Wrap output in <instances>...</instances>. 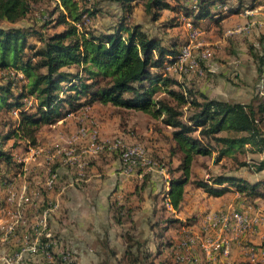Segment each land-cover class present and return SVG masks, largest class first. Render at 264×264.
<instances>
[{
  "label": "trees",
  "instance_id": "trees-1",
  "mask_svg": "<svg viewBox=\"0 0 264 264\" xmlns=\"http://www.w3.org/2000/svg\"><path fill=\"white\" fill-rule=\"evenodd\" d=\"M33 1L0 0V22L12 24L25 18ZM109 1L121 9L112 32L80 30L77 25L84 27L83 17L88 10L81 9L77 0H59L63 9L56 21L64 27L47 36L31 26L0 25V71H8L10 75L0 83V110H6L10 116L17 110L16 116H12L13 129L0 135V163L5 166L12 163L10 152L2 147L4 140L12 137L24 140L27 149L29 144L36 143V132L42 124L52 123L83 105L98 101L141 110L173 127V148L181 157L173 170L179 173L171 174L168 182L167 194L172 208H180L187 183L214 196L222 195L229 186L253 197L264 196V176L250 181L221 172L206 180L191 178L195 156L212 153L216 160L229 157L240 166H251L259 172L264 170V128L261 124L264 96L255 94L246 103L205 96L201 100L196 98L165 70V63L175 61L183 43L162 44L159 38L144 31L140 23H130L139 2L153 20L159 19L166 9L200 21L214 18L219 13L215 4L226 0ZM237 12L239 8H229L217 19ZM95 13L89 10V15ZM177 17H173L176 25L179 23ZM29 35H34L39 44L29 42ZM249 54L255 64L257 80L264 85V43L261 50L249 46ZM71 66L76 67L75 71ZM159 90L165 96H156ZM29 96L37 98L36 106L26 105L24 99ZM184 106L190 109L186 120L183 119ZM247 153H257L260 157H250L251 162L240 160L238 155ZM136 170L141 171V168ZM130 211L126 210L127 217ZM114 217L120 221L121 216ZM143 240L135 242L132 251L131 246L125 248L133 264H140L139 249ZM177 248L184 250L185 246L177 244ZM197 262H200L197 256H189L185 264Z\"/></svg>",
  "mask_w": 264,
  "mask_h": 264
},
{
  "label": "crops",
  "instance_id": "crops-1",
  "mask_svg": "<svg viewBox=\"0 0 264 264\" xmlns=\"http://www.w3.org/2000/svg\"><path fill=\"white\" fill-rule=\"evenodd\" d=\"M187 2H194V0H187ZM110 4L115 7L116 21L107 25L105 29L96 28V26L89 28L95 31L112 32L121 14V9L116 3L111 2ZM229 8H239V12L217 19L219 15L226 14ZM215 9L219 13L214 18H204L200 21L165 10L173 16L178 15L177 25L181 24L187 31V40L188 22L201 31L200 35L206 27H210L214 22L219 23L225 18L234 17L235 22L238 21L237 24H241L244 12L258 10L261 13L259 15H264V0H253L249 4H246L245 0H226L224 3H216ZM98 13H101V10L95 15L98 16ZM135 23L141 24L139 21ZM142 29L149 35L157 37L149 33L143 25ZM159 40L162 44L172 43L166 39L159 38ZM23 82H19V85ZM24 100L30 107L37 104V98L34 96H29ZM96 107L100 110L94 109ZM88 111L90 115H96L97 118L99 116L102 119L100 123L103 137L123 134L128 142H134L137 138L142 139L143 134L146 135L145 139L150 135V130L141 129L138 123L130 119L131 114L125 120H120L118 115H112L111 119L109 118L110 111L149 114L135 108L95 101L69 112L52 123L42 124L36 132V143L42 148V152L36 158L25 159L27 152L24 140H18L17 145L11 143L10 146L5 147L11 154L12 163L9 166L0 163V264H5L2 256L22 252H25L30 264H51L52 259L68 249L76 254H89V264L103 263L101 260L104 254L101 250L102 243L105 248L111 249V253L119 256V253L125 251L123 238L127 231H130L129 227L133 225L132 232H135L136 228L138 230L143 228L145 231L150 221V223L160 222L159 225L164 227V231L170 232L172 239L168 245L171 248L168 264H185L188 260V258L183 261L177 260L176 254L197 256L201 264H252L247 256L248 247L251 243H260L259 240L264 235V222L259 224L255 230L246 232L239 241L233 243L228 256L218 252L208 256L198 244H193L191 248L184 250L177 248V244L181 245L184 239L201 231L204 214L209 210L230 211L234 209L252 213V205L242 201L248 194L238 191L234 186H229L225 193L214 196L205 192L201 187L187 183L184 186L180 208H168L164 204V194L168 190L164 167L163 169L150 168L125 173L121 169L119 159L111 152L105 151L100 159L94 161L92 157L96 158L97 155L86 154L84 148L88 146V140L87 137L77 135L76 123L82 121L81 114ZM97 118L83 119V124H85L83 126L89 130L95 128L90 127V124L96 122ZM124 122L127 125H123ZM69 139L72 140L71 145L76 154L87 161L84 169L78 168L74 162L67 161L69 159L65 154L58 151L59 148L68 145ZM155 143L154 145H158V142ZM151 151L158 153L156 149H151ZM142 181L146 182L143 186ZM248 197L254 200L264 214V207L258 205L261 203L260 198L264 196L248 195ZM162 208L170 211L172 220L162 216ZM127 209L131 211L127 218L128 221H125L123 214ZM17 211L22 216L21 221H17L13 232L5 236L4 229L9 223L15 221ZM114 215L121 216L120 221H117ZM188 218L190 220H187ZM127 224L130 226L127 227ZM145 233H150L151 243L149 244L160 236H154L150 230ZM32 245L35 247L34 250H29Z\"/></svg>",
  "mask_w": 264,
  "mask_h": 264
},
{
  "label": "rangeland",
  "instance_id": "rangeland-1",
  "mask_svg": "<svg viewBox=\"0 0 264 264\" xmlns=\"http://www.w3.org/2000/svg\"><path fill=\"white\" fill-rule=\"evenodd\" d=\"M77 1L81 9L88 10L83 17L85 22H83L82 25H84V27L79 24L77 25L80 30H84L83 28H89L91 26L105 29L107 25L116 21L114 16H116L117 13H115V7L110 4L111 2L109 0ZM245 1L246 4H249L253 0ZM56 5L58 7H56ZM62 9L63 7L61 6V3H59V0H35L32 2L31 9L25 18L12 24L7 21H2L0 22V25L31 26L33 29L39 30L43 36H47L64 27V24H59L56 21L59 12ZM89 10L94 13L101 10V13H98V16L94 14L89 15ZM243 14L245 15L243 16L241 24H237L238 21L235 22L236 20L234 17L225 18L219 23H212L210 27H206L204 32L198 36L197 40L195 41V46L192 48V56L198 59L199 66L203 71L202 74L196 72H183L179 69L166 70V73L174 77L179 82L183 83L184 86L187 89H190L192 94L200 100L203 98V96H205L207 98L246 103L249 102L255 94V96H259L258 94H261L260 96H264V85L261 83V81L257 80L255 64L249 54V46L251 45L253 46L254 50L262 49V44L264 43V15H259L261 13L258 10L250 11L249 13L244 12ZM173 17L174 16L171 13L163 10L161 17L157 20H153L151 19L150 15L145 12L143 3L139 2L134 9L132 22H141V24L149 33L156 35L160 39H166L169 43L179 41L182 43L186 40L187 31L182 27L181 24L175 25L176 20ZM253 19L254 22H252ZM246 23H248V25L250 24V26L248 27ZM242 26L246 27L243 28ZM27 38L29 42L39 44V41L34 35H29ZM206 51L208 53L205 56L203 53ZM70 69L75 71L76 67L71 66ZM9 77L10 75L8 71H0V83L5 82V80L9 79ZM174 87L177 88L176 86ZM156 94V96H165L162 90H159ZM94 109L100 110L99 107ZM182 110L183 119L186 120L187 116L190 114V109H187L184 106ZM130 114L132 115L130 119H132L135 123H138L141 129L148 131L150 130V135L147 136V139H145L146 135L143 134L142 139L137 138L134 143L143 145L147 150L149 157L153 158V160L159 166L164 167L169 175H177L179 171L173 170L179 164L181 154L177 150L174 151L173 148L174 140L171 136L173 127L164 125L159 119H155L149 115L132 111L126 113L125 111H110L109 118L111 119L112 115H118L120 116V120H125L126 117L130 116ZM94 118H97V116L90 115L89 111L81 114L82 121L76 123V128L78 129L80 126L85 125L83 124L84 120ZM98 118L97 120L95 119L96 122L91 124L87 122V124H90V127H95L99 141H108L114 137H122L125 139L123 134H116L115 136L111 137H103L102 124L100 123L102 119H100L99 116ZM14 122V118L10 116L6 110L1 109L0 135L4 136L8 134L13 129ZM261 124L264 128V121ZM123 125H127V123L124 122ZM17 142L18 140L12 137L4 140L2 142V147L7 148L11 145V143L13 145H17ZM155 142H158V145H154L156 144ZM151 149H156L158 153H153ZM102 154H105V152L97 154V157L95 156L96 158L92 157V161L95 159H100ZM238 157L240 160H248L251 162L249 159L250 157L259 158L260 155L257 153H247L239 154ZM80 161L83 162L82 167L87 166V161L85 159H81ZM221 172L238 174L250 181H254L258 178L260 179L262 176H264V170L259 172L255 171L251 166H240L239 164L234 163V161L229 157L216 160L215 153H213L211 155L195 156L191 167V178L206 180L209 177ZM144 183L145 182L142 181L141 185ZM260 200L261 203L258 205H262L261 207H264V198L261 197ZM242 201H246L252 205L251 210L253 213L257 211L262 212L254 200H250L248 195H245V198H243ZM161 211L164 218L167 217L169 220L173 219L169 210L162 208ZM123 216L125 221H128V215H126V212H124ZM187 220H190V218ZM150 222L147 226L148 229L143 231V228L139 230L136 228V233L134 231L132 232L133 225L130 226L127 224V227L130 226V231L123 238L125 242L124 249L127 248L128 245L131 246L130 250L132 251L135 246L134 243L144 239V244L140 246L141 249H139V257H141L140 264H168L167 260L170 257L169 250L171 251V248L168 245L172 239V237H170V232H165L164 227L159 225L160 222ZM149 227L151 229H149ZM148 230H150L151 234L154 236L160 235L157 239H155V241L152 242V244H149L151 243L149 236L150 233H145L148 232ZM161 238L163 241H161ZM259 241L260 243H256V246L263 245L264 235ZM251 244L253 245L254 243ZM101 250L104 253L101 257V260L105 264H133L130 261L132 256L127 255L125 251L123 253H119V256H115V253H111V249L108 247L105 248L103 243L101 244ZM67 252L68 253H64L65 259L63 258L62 254L56 257L55 260L60 263L64 261H70L73 264H89V254H76L70 249H68ZM23 260L28 262L26 258ZM103 263L100 262L99 264ZM251 263L264 264V258H257Z\"/></svg>",
  "mask_w": 264,
  "mask_h": 264
},
{
  "label": "built area",
  "instance_id": "built-area-1",
  "mask_svg": "<svg viewBox=\"0 0 264 264\" xmlns=\"http://www.w3.org/2000/svg\"><path fill=\"white\" fill-rule=\"evenodd\" d=\"M248 12V10H246ZM189 27L188 38L185 43H183L175 56V61L173 63H165V70L179 69L183 72H196L202 74V68L199 66L198 59L192 56V48L195 46V41L200 35L201 31L196 27H193L190 22L187 23ZM207 51L203 55H207ZM17 114V110L14 111ZM77 135L81 137H87L88 146L84 148L86 154L97 155L101 152H111L116 155L120 161L121 169L125 173H131L136 168H141V170H146L150 168H159V166L152 158L149 157L145 147L139 143L128 142L122 137H114L108 141H99L97 130L92 128L87 129L84 126H80L77 129ZM72 141H68L67 146H63L58 149L65 154L69 159L67 161L74 162L76 166L80 169L83 167V162H81V156L76 154L75 149L72 147ZM26 160H31L36 158L41 152L42 148L37 144H29L26 149ZM165 182H169L170 175L165 172ZM50 182L52 180H49ZM165 205L168 208H172L169 204L168 194L165 192ZM15 221L9 223L4 229V234L7 236L9 233L13 232L15 228V223L21 221V214L19 211L15 214ZM264 222V214L262 212L249 213L247 211L239 210H209L204 214V223L202 229L199 233L194 236H190L181 242L182 246L189 249L193 244H198L199 248L210 256L212 253L218 252L224 256H228L230 248L233 243L239 241V239L248 231L255 230L256 227ZM34 246L29 247V250H34ZM63 251L60 255L63 254ZM247 256L251 262H254L257 258H264V244L263 245H250L248 247ZM26 258L25 252L10 254L7 256H2V260L5 264H29L23 259ZM177 260L183 261L189 256L182 254H176ZM56 259V258H55ZM52 259L51 264H73L70 261H64L62 263L57 262ZM65 259V258H64ZM195 264H201L197 262Z\"/></svg>",
  "mask_w": 264,
  "mask_h": 264
}]
</instances>
